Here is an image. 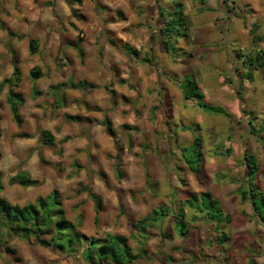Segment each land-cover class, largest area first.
Masks as SVG:
<instances>
[{
	"label": "rangeland",
	"instance_id": "1",
	"mask_svg": "<svg viewBox=\"0 0 264 264\" xmlns=\"http://www.w3.org/2000/svg\"><path fill=\"white\" fill-rule=\"evenodd\" d=\"M36 1L7 0L4 3L2 0L0 6L6 12L5 4H8L7 7L13 11L11 13L9 10L8 15L17 18L20 17L17 14L36 13ZM156 1L157 5L159 2V5L170 10L177 8L175 1L181 3L183 14H177V9H173L170 14L176 24L182 17L189 33L187 39L173 41L178 53L180 48L183 50L179 55L165 52L161 38L156 36L155 30L162 18L156 15L154 9L150 13L146 11V5H151V8L154 6L151 3L153 0H90L81 9L83 16L76 14L77 11H70L71 15L83 18V24L74 41L75 50L67 48L76 54L66 57L67 60L73 59L75 55L80 58L77 54L82 41L88 45L94 41L96 52L93 51L89 59L92 62L98 60L97 65L116 76V73L121 72L120 68L131 70L124 66L125 42L137 53L132 58V84L128 80L117 84L112 76L109 80L100 81V90L94 88L98 90L95 94L102 99V105L109 99L111 105L115 106L109 116L104 113L102 117L107 116L111 120L115 137L112 144L116 147L114 155L119 154L120 169L123 175H127L123 182L116 179L115 182L111 181L112 187L118 190L116 198H113L116 193L110 198L112 210H105L99 225L93 226V204L82 198V194H77V175L73 163L67 159L62 165L64 173H57L56 164L54 177L44 180L38 176L36 180L40 184L33 187L8 186L3 196L11 203L23 205L34 202L38 196L57 191L60 200L64 201L67 218L74 223L83 220L81 226L86 232L90 228L87 237H101L107 232L128 236L129 232L132 233L131 222L137 217L149 216L154 208L160 207L158 205H164L169 209V214L165 217L164 210L160 211L158 218L163 221L160 233L154 228L148 229L151 237L145 246L147 258L139 259L135 264H250L251 260L255 264H264V222L253 215L250 203L241 202L236 193L239 185L243 184L242 179L246 177L244 153L255 157L259 169L250 181L258 191H264V150L258 141L259 138L264 139V71H254L252 81L243 80L246 70L238 58V54L258 49L264 52V0H235L233 7L231 4H225L224 7L221 0ZM45 3L40 2L38 6H47ZM8 15H5V19ZM5 19L0 20V30L4 33ZM164 19L169 20L167 16ZM65 22L64 17V24H68ZM86 24L94 28L92 36ZM37 28L41 29L40 26ZM249 29L253 30L252 34ZM28 35L25 31L21 38ZM68 39L69 36L64 33V41ZM110 42L116 47H112ZM98 45L104 47V51ZM150 49L152 56L149 54ZM176 49H173L175 53ZM18 52L22 71L19 89L29 99L32 87L39 88L55 81H51L53 76H47L46 73L37 82L31 80L29 72L33 66L37 65L45 72L48 64L43 63L44 56L39 57L40 61L35 59L36 55L26 59L27 44L26 47L19 46ZM108 54L119 55L118 62H110L113 67H105L104 59ZM60 57L64 59V52ZM147 57L149 61L142 62L148 68L149 75H146L143 66L141 75L139 60ZM185 79L195 83V90L203 95L202 102L224 113L217 114L199 107L195 93L189 99H184L177 85ZM74 81L71 78L66 85L71 86L75 84ZM87 87L89 85H83L82 90L88 91L90 88ZM190 89L187 86V90ZM160 92H163L162 96ZM48 97L54 95L49 93ZM120 102L126 105L124 110L118 108ZM46 105V111L50 112V105ZM154 107L155 110L151 111ZM0 112L3 137V140L0 139L1 152L2 147L7 149L5 139L11 142L14 136L11 134L17 128L9 118V112H6L8 118L3 115L5 112ZM70 124L75 127L73 130L69 127V131L73 132L72 138H80L84 133L79 125ZM183 126L193 129L183 130ZM31 129L28 125L27 130ZM194 143H198V146H194ZM178 147L186 149L183 157ZM197 148L203 156L199 162L195 161ZM185 160L196 166L198 172H190ZM4 177L2 180L6 182ZM191 193L196 194L198 199H202L200 194L203 193L217 200L223 212L229 214L231 222L220 224L216 231L212 225L200 219L192 221L194 212L186 209L188 231L186 237L182 238L180 223L174 222L172 212H176L179 201ZM75 201L77 204H74ZM119 203L123 207L122 211L117 209ZM257 204L260 218L264 220V205L260 199H257ZM163 234L169 235V238L164 239ZM218 240H222L220 246L217 245ZM130 244L134 248L139 247L135 240H130ZM10 246L16 253L0 254V264H83L77 254L65 258L17 239Z\"/></svg>",
	"mask_w": 264,
	"mask_h": 264
},
{
	"label": "crops",
	"instance_id": "2",
	"mask_svg": "<svg viewBox=\"0 0 264 264\" xmlns=\"http://www.w3.org/2000/svg\"><path fill=\"white\" fill-rule=\"evenodd\" d=\"M38 1L34 2V6H36L37 8L36 13L31 12L29 15L26 14L23 16L22 14L20 15L17 14L18 16H20L17 18H15L13 15L12 16L10 15L11 16L10 18V16L8 15L9 10L11 11V13L13 12L11 8L7 7L8 4H5L6 12H4L2 7L0 6V20H4L5 15H8V18L5 19L7 20V22L5 21V25H4L6 32L4 33L2 30H0V82L3 79H7L10 77L12 73L11 62L13 60L17 61V65L20 69V64H19L20 59L18 52L19 46L25 45L26 47L27 44V52H28V41L31 39L38 41L39 44L38 50L33 55L29 54L28 52V55H25L26 59H31L32 56L34 57L36 55L35 59L40 61L39 57L44 56L43 57L44 59L42 61L44 64L45 63L46 65L48 64L46 66L47 69L45 70V72H43L42 69L38 66L41 69L42 75L35 81L37 82L41 78H43L44 73H46L47 76L48 75L53 76L51 81H55L52 84H50L51 82L50 83L47 82L49 83L48 86L46 83L42 87L39 88L34 87L39 91H43L42 95L33 96L31 90L32 88H31L29 90V99H27L28 96L26 97L19 89L21 83H19L18 87L15 89V91L19 92L23 98V103L18 107V113L21 116L22 123L19 127H17L12 121L10 115L9 118H11V121L17 128V131L12 133L11 135H15L22 132L25 133L26 136L25 137L13 136V140H11V142L5 139V144L7 145V149H4L2 147L3 150L0 152V181L1 184L3 185V190L0 193V197L6 199L3 196V194L7 191L8 186L14 188L22 187L21 185L18 184L9 183L10 177L16 174L17 172H21V171L25 172L27 175H29V177L32 180H36L38 176L44 180H47L49 178L54 177V175L56 174L55 173L56 168H54L56 164H57V170H56L57 173L58 172L59 174L64 173V169L62 168V165L64 160L67 159L70 160V162L73 164L76 163L82 166V168L74 170V172H76L75 174L77 175V181H76L77 183L85 185V182H87L88 184L86 171L85 168L83 167L88 166L94 172V175L91 179L89 186L91 191L97 196H99V198L102 201V211L99 213V220H100L102 213H104L105 210H110V211L112 210L110 198L115 193L116 194L114 195L113 198H116L118 191V190L116 191V189H114L111 185V181L115 182L113 161L107 158L108 155L114 156V151L116 147L113 146L112 138H110L105 133L104 127L101 124V121L103 119L102 115H104V113H107V115L109 116L111 113V109H113L115 106L111 105L110 103L111 101H109V99H107L106 100L107 102L105 101L106 103L102 105L101 104L102 99H100L98 95L95 94L96 92H98V90L94 88L96 87L100 90L99 87L100 81L101 80L106 81V78L109 80L110 77H112L113 74L115 73H112L111 75L110 71L105 72L104 67L97 65L99 62L98 60L92 62V59L91 58L89 59L92 52L95 51L94 49H96L94 46L95 45L94 41L90 42L89 43L90 45H88L86 42L85 44L82 43L83 41L80 43L79 49L81 50L82 53H84L80 58L76 57L75 55V57L71 60L66 59V57H71L75 53V51L73 52L71 50H67V48H72L75 50L74 41H76V36H78V32L81 30L83 24L82 21L83 18H80L78 16L75 17V15H71L70 11L71 12L72 10L77 11V13L75 12L76 14L83 16L81 9L83 8L84 3L88 5L90 0H38ZM48 1H53V3H48ZM221 1L223 6L225 4L228 5L231 4L232 5L231 7H233V4L236 3L235 0L234 2L232 1L230 2V0H226L225 2L223 0ZM40 2L43 3L47 2L45 3L47 6L44 5L38 6V3ZM1 3L2 0H0V4ZM4 3H7V0H4ZM24 3H26V1H24ZM30 3H32V1ZM151 3L154 4V6L152 5L153 7L151 8V5H146V11L150 13L154 9L156 15H159V17L162 18L161 21L165 20L164 19L165 15L163 14L164 10L170 12L172 11V8L170 10L168 9V7H165L164 5L161 4L159 5V2L157 5L156 0H153V2ZM174 3H180V1H175ZM228 8L230 7L228 6ZM64 17L68 24H64ZM148 17L149 15H147V19L149 20ZM62 19H63L62 23L59 22V20ZM49 21H51L52 23H50ZM38 26H40L41 29H38L37 28ZM85 27L86 29H88L87 31L89 32L90 36H92L95 32L94 28L90 24H86ZM8 31L12 32L14 35L8 36L7 35ZM25 31L29 34L27 36L28 38L27 37L16 38V35H20L21 37V35L24 34ZM64 33H66V35L69 36L68 39L69 42L68 40L64 41ZM24 41H26L27 43L25 44ZM79 41L81 40L79 39ZM64 42H68V43H64ZM58 44L59 45L61 44V46H58ZM110 44H112V47L114 48L116 47L113 44V42H110ZM125 45L126 48L124 49L125 51L124 66L131 70L130 71L122 70V68H120L121 72L118 74L116 73V76H113L114 79L117 80L116 81L117 84H119L120 82L122 83L125 80H128L129 84H132L133 82L132 58L134 57L135 53L133 51L135 50L133 48H130L129 44L126 42ZM98 46L100 49L104 51L105 49L104 47L101 48L100 45ZM13 52H15L14 56H13ZM63 52H64V59L60 57L61 53ZM151 53L152 50L150 49L149 51L150 56H152ZM107 56L108 57L104 59V61L106 62L105 67L112 66V64L110 63L112 61L114 62L119 61L118 54L114 56H110V54H108ZM140 59L141 60H139V63L141 67H138V69H140L141 71L140 74L142 75L141 68L143 66L145 68L146 75H149L148 68L143 65L142 61L144 60H142V58ZM49 61L52 62L49 64L47 63ZM20 72L22 74L21 69ZM71 78L75 80L74 81L75 83L81 82V83H85V86L89 85L87 89L88 88L90 89H88V91H83L82 87L78 89L65 88L62 91V98H64L65 104L62 105L60 108L55 109L54 97L50 98L48 97L49 95H45L44 93H46L47 88L49 86L59 83L67 84V82H69ZM81 79H86V80L82 81ZM6 92H7V88L4 87L2 92L0 93V111L5 112V114L3 115L6 118H8L6 112L9 111L5 102ZM160 95L162 96L163 92H161ZM45 104L50 105L49 107V109H51L50 112L46 111L48 107L47 105L45 106ZM120 104L121 105L118 108L124 110L126 108L125 107L126 105H122L121 102ZM68 115L77 116L78 120L76 122L68 120L65 117ZM1 120H2V113L0 112V123ZM70 122L77 123L79 125L82 133H84L81 134L80 138L78 139L72 138L73 135L72 130L75 129V127L72 124H70ZM28 125L31 126L32 128L31 130H27ZM69 127L72 130L69 131ZM43 130L49 131L52 134L53 141L50 144L44 143V141L42 140L40 133ZM66 137H68V139L64 140V138ZM0 139L3 140L1 128H0ZM18 165L20 167H18ZM98 172H102L105 175L106 184L99 178V176L97 177ZM132 174L138 175L137 173H132ZM3 175L6 176L4 177ZM3 177L5 178L6 182L2 180ZM126 178L127 175L124 174L120 179V181L122 180L123 182L124 181L123 179ZM6 183H7V187H6ZM37 185H33V186H37ZM33 186H28V187H33ZM138 190H142V189L139 188ZM77 194L79 195L82 194L83 196L82 198L89 200L84 192ZM141 196L143 197V194ZM38 197H43V196H38ZM61 202H62V207L64 208V201ZM89 202L91 201L89 200ZM11 204H17V203H11ZM74 204H77L76 201L74 202ZM113 206H116V204L115 205L113 204ZM117 209L118 211L123 210V207H121L120 203L118 204ZM65 213L67 215L66 210ZM93 218H94V214L92 217V223L93 226H95L93 222ZM137 219H140V217H137ZM99 220H98V225H99ZM82 222H80V226L78 227V230L80 229L82 232L80 230L79 231L83 235L87 236V234L90 233L91 230L90 228H88L87 230L88 232L84 231L83 227L81 226ZM105 234H102L101 237H103ZM111 234H119V233H111ZM129 235L130 232L128 236ZM130 240L131 239L128 240L129 243ZM33 247L35 248L37 246H33ZM11 248L14 249L13 247Z\"/></svg>",
	"mask_w": 264,
	"mask_h": 264
},
{
	"label": "trees",
	"instance_id": "3",
	"mask_svg": "<svg viewBox=\"0 0 264 264\" xmlns=\"http://www.w3.org/2000/svg\"><path fill=\"white\" fill-rule=\"evenodd\" d=\"M177 14L182 15L181 3H176ZM172 9V11H173ZM172 11H166L169 20L165 19L156 30V36L161 38L166 52H172L174 55H179L183 53V50L178 49L173 46V41L178 38L189 37L187 32V26L185 20L180 17L179 24H176L174 19L170 18ZM181 22V23H180ZM253 30L249 29V33L252 34ZM8 36H13L14 34L10 31L7 32ZM17 38H21L17 36ZM260 39V37H257ZM38 41L31 39L28 41V52L33 55L38 50ZM173 49H176L175 53ZM136 54V51H133ZM15 52H13V56ZM78 55L80 57L83 55L81 50H78ZM176 57V56H175ZM149 57L145 58L144 61L148 62ZM238 58L241 61L243 68H245L246 73L244 74L243 80L252 81L254 71H264V52L261 49L254 50L253 52L238 54ZM12 73L9 78L3 79L0 82V93L3 88H7L5 102L8 107V111L11 115L14 124L19 127L22 123L20 114L18 113V107L23 103L22 95L16 92L15 89L18 87L21 79V72L17 65V61L13 60L11 62ZM42 75L41 69L38 66H33L30 69L29 76L31 80H36ZM85 83L78 82L77 84H72L71 86L65 83H59L51 85L47 88L45 95L51 93L54 95V106L55 109L60 108L65 104L64 98H62V91L65 88L78 89L83 87ZM181 89V93L184 99H189L194 93L197 95L198 106L203 107L206 111L215 112L217 114H223L224 112L219 108H214V106L207 105L202 102L203 95L195 90L196 85L193 81H187L186 79L179 82L177 85ZM187 86L191 87L187 90ZM32 95H42L43 91H39L32 87ZM193 91V92H192ZM195 91V92H194ZM161 94V92H160ZM155 110V107L151 111ZM66 119L71 121H77V116H65ZM104 127L105 133L110 138L114 137V130L112 128L111 120L105 116L101 121ZM183 130H192L191 126H183ZM195 128V127H194ZM25 133L15 134L14 137H25ZM40 136L44 143L50 144L53 141V136L49 131L43 130ZM68 137L64 138V140ZM258 139V138H257ZM258 141L261 143L264 150V139L259 138ZM198 146V143H194V146ZM179 148V147H178ZM180 155L183 157L186 149H180ZM195 157L199 162L202 159V153L198 150L195 151ZM107 158L113 160V171L116 181H120L123 176V172L120 169V159L119 154L116 153L114 156H107ZM188 164L187 168L192 173H197L198 168L189 164V160H185ZM243 163L245 165L246 177L242 179V185L236 190L239 195L241 202H249L251 205L252 213L255 217L259 218L261 222H264L263 218L258 213L257 199L264 205V191H258L255 188L250 178L257 173L259 167L255 157L251 154L244 153ZM75 170L82 168L81 165L76 163L73 164ZM86 171V177L88 184L78 183L77 193L84 192L88 199L93 203L94 210V225H98L99 213L102 211V201L94 194L89 186V183L94 175V172L88 167H83ZM76 173V172H75ZM97 176L106 184L105 175L102 172H98ZM10 184H18L22 187H28L39 184L38 181L32 180L29 175L25 172H17L9 179ZM3 190V185L0 181V193ZM199 195V194H198ZM202 199H198L196 194H189L182 201H179V206L176 212H172V217L175 223H180V236L186 237L187 234V222L185 221L186 209L194 212L191 217L192 221L200 219L201 221L210 224L213 228L218 231L219 225L226 222L230 223V216L223 212V209L219 206V202L210 198L208 194H200ZM201 200V201H199ZM200 202V204H198ZM217 205V206H216ZM160 206L158 209H153L149 216L137 219L131 222L132 233L128 237L107 233L103 237H87L83 235L78 227L80 226V220L77 223L72 222L66 217L64 208L62 207V202L58 196L57 191H52L43 197H37L34 202L27 203L24 205L11 204L6 199L0 197V254L9 253L11 255L15 254V250L9 246V243L14 240H22L30 246H37L44 249L51 250L65 258H71L75 254L78 255L79 259L83 264H134L139 259H146L147 249L145 245L150 239L151 235L148 233V229H156L160 233V228L162 224V219L158 218L160 211H163L165 217L169 214V209ZM163 206V207H162ZM162 207V208H161ZM220 237V236H219ZM163 238H169V235H164ZM135 240L139 247H133L128 242V240ZM220 239V238H219ZM217 245L222 244L221 241H217ZM18 261V259H17ZM172 262V259L170 258ZM250 264H255L252 260L249 261Z\"/></svg>",
	"mask_w": 264,
	"mask_h": 264
}]
</instances>
